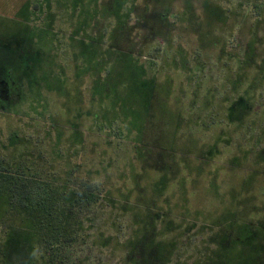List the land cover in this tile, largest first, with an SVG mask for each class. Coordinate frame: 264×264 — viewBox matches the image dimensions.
<instances>
[{
    "label": "rangeland",
    "instance_id": "rangeland-1",
    "mask_svg": "<svg viewBox=\"0 0 264 264\" xmlns=\"http://www.w3.org/2000/svg\"><path fill=\"white\" fill-rule=\"evenodd\" d=\"M54 2L50 14L41 0H33L28 16L11 13L15 8L0 12V138L16 131L33 152L39 141L51 169L63 170L68 162L111 192L103 215L94 216L92 242L81 247L82 260L264 264V8L239 9L231 0H136L131 29L119 39L123 53L108 51L93 68L98 57L90 62L96 52L87 41L107 31L104 40L92 41L103 53L111 45L114 21L108 13L95 17L75 37V15L60 0ZM188 9L195 17L192 28L171 31L170 14ZM166 14L168 20L162 18ZM50 19L60 41L52 46L43 41V52L26 64L33 51L28 29L47 28ZM165 42L187 48L188 72L174 66L166 71ZM129 55L141 66L139 76ZM61 74L68 84L58 89L54 77ZM23 75L38 76L31 88L27 79L18 86ZM156 75L168 78L171 96L168 105L157 96L148 109L141 98L151 92ZM106 76L114 84L111 91L101 87ZM143 82L145 89L139 86ZM250 87L256 88L245 96L251 108H241L239 122L231 124L224 109ZM127 97L123 105L120 99ZM121 107L140 109V130L129 126V113ZM164 107L170 118L162 114ZM207 111L208 125L199 124ZM9 257L10 264H27L24 242L14 240Z\"/></svg>",
    "mask_w": 264,
    "mask_h": 264
},
{
    "label": "trees",
    "instance_id": "trees-1",
    "mask_svg": "<svg viewBox=\"0 0 264 264\" xmlns=\"http://www.w3.org/2000/svg\"><path fill=\"white\" fill-rule=\"evenodd\" d=\"M60 1L65 4L64 6L70 11L72 17L75 15V19L78 21L73 32V36L75 37L81 31L86 30L95 17L96 20L98 17L104 19L103 15L108 13L109 19L114 21L115 27H112L111 45L106 47L103 53L101 52L99 54L97 52L96 46H93L94 42L92 41L98 42L104 40L107 31L103 30L101 35L96 34L95 37L87 41L88 46L94 47V52H96L93 58L91 60L89 59L90 62L92 63V60L98 57L97 60L93 61V68L101 65L102 62L99 60V56L106 57L108 51L123 53L124 49L120 45L119 39L122 33H126L131 29L130 24L134 15L133 7L136 0H109V2H106V0L105 2L104 0ZM231 1L239 9L248 4L251 5L252 9L264 8V0H237V3L236 0ZM41 2L46 4V11L50 14L52 6L55 4L54 0H41ZM170 15L173 16V19L168 22L171 31L173 27H186L189 30L195 24L194 13L190 9L177 10ZM162 18L164 20L169 19L167 14L163 15ZM47 23H49L47 28L37 29L31 27L28 29L30 40L33 43V51L26 61V64L28 61L33 62V57L43 52L40 51L42 50L43 41H46L47 45L52 46L51 41L59 40L56 37V33L50 28L52 19ZM169 42L167 44L166 42L164 43V50L161 57V62L164 63L162 64L166 71L168 72L166 67L170 69L174 66L181 73L188 72L190 56L188 55L187 48L183 44H177L174 49L172 46L173 43L169 44ZM160 51V49H157L156 53L158 54ZM134 54L136 53L134 52ZM132 56L129 55L127 57H129V61L134 70L136 71L138 69L136 74L139 76L142 71L141 66H138V61L132 58ZM139 56L145 57L142 53ZM155 57L158 59L157 56ZM167 61H170V63H167ZM29 62L28 65L30 64ZM87 63L89 64V61ZM104 64L105 66L107 65V63ZM31 68L33 69L32 65H30L29 69ZM85 70L82 71V76L87 71ZM111 71V68H109L108 72L110 73ZM158 75L151 81V92L149 95L147 93L141 98V106L145 108L148 107L149 109V106L157 96L162 97L163 102L167 103V105L169 103L171 83L168 78L161 81ZM62 76L61 74L54 77L55 82L57 81L59 83L58 89L64 88L68 84L64 77L61 78ZM82 76L77 75L75 77L76 81L82 82ZM37 77L30 78L28 75H23L19 83H21V80L23 82L24 79H27L28 81L25 83V86L31 88L34 85L33 81ZM259 77L258 75L257 79ZM109 78L110 76H106L105 83L101 86L106 88L107 91H111L114 88L112 86L114 84H108V81H110ZM45 80V78H42V81ZM48 85L54 86L55 84ZM18 86L23 87L24 85L21 83ZM139 86L145 89L144 82L140 83ZM255 89L254 87L248 88L246 94L243 95L244 97L240 96V98L232 102L233 104L231 103L224 109L226 110L224 114L228 122L232 124L239 120L237 115L241 111V108H251V102L245 96L252 94L251 92H254L253 90ZM21 90L18 88L17 92L20 93ZM111 96L102 95L104 98ZM112 99L115 101L114 97ZM127 100L128 97L120 99V102H123V105H125ZM121 110L128 111V116L131 119V121H128L129 126L139 129V124H143V121L140 119V109H126V107H121ZM168 110V107H164L161 112L164 115L167 114L170 118ZM206 114L205 118H202L203 120H199V124L205 123V126L208 125L206 124L208 123L207 120L211 118L212 114L209 111ZM181 117H183L182 114ZM175 119L178 120V118ZM211 120L214 119L212 118ZM210 123L213 122L211 121ZM74 131L75 135L73 138L75 141H80V138L77 136L78 132L76 130ZM57 145H59L58 142ZM35 147L38 152L31 151V143L26 137H20L16 131L4 140L0 138V209L2 211L0 216V264H10L9 250L14 240L24 242V246L29 253L27 264H88L80 256L81 247L91 245L90 231L93 230L91 227L92 225L94 226L96 221L94 216L103 215V210L105 209L104 203L109 199L111 192H108V189H106L101 181H95L92 178L79 175L78 169L74 168L68 162H66L63 170L58 172L54 171L51 169L52 162H49L45 158L39 141L36 142ZM163 149L166 153H169L166 151L167 147ZM215 153V151L210 152V158ZM137 155H142L141 146H137ZM47 163H49L48 166L50 169L47 168ZM159 187L164 189L165 181ZM244 225L249 226V223L245 222Z\"/></svg>",
    "mask_w": 264,
    "mask_h": 264
},
{
    "label": "crops",
    "instance_id": "crops-1",
    "mask_svg": "<svg viewBox=\"0 0 264 264\" xmlns=\"http://www.w3.org/2000/svg\"><path fill=\"white\" fill-rule=\"evenodd\" d=\"M15 8L13 14H33V0H0V12L2 10Z\"/></svg>",
    "mask_w": 264,
    "mask_h": 264
}]
</instances>
